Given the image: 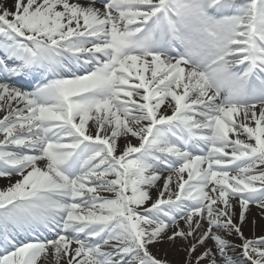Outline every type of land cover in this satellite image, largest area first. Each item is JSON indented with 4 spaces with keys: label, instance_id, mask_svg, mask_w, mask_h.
<instances>
[{
    "label": "snow or ice",
    "instance_id": "1",
    "mask_svg": "<svg viewBox=\"0 0 264 264\" xmlns=\"http://www.w3.org/2000/svg\"><path fill=\"white\" fill-rule=\"evenodd\" d=\"M0 264H264V0H0Z\"/></svg>",
    "mask_w": 264,
    "mask_h": 264
},
{
    "label": "bare ground",
    "instance_id": "2",
    "mask_svg": "<svg viewBox=\"0 0 264 264\" xmlns=\"http://www.w3.org/2000/svg\"><path fill=\"white\" fill-rule=\"evenodd\" d=\"M253 214H255V210H253ZM251 218V217H250ZM170 258H173L172 256H170ZM174 258H177V257H174Z\"/></svg>",
    "mask_w": 264,
    "mask_h": 264
},
{
    "label": "rangeland",
    "instance_id": "3",
    "mask_svg": "<svg viewBox=\"0 0 264 264\" xmlns=\"http://www.w3.org/2000/svg\"><path fill=\"white\" fill-rule=\"evenodd\" d=\"M180 257H177V259H179ZM173 259H174V257H173Z\"/></svg>",
    "mask_w": 264,
    "mask_h": 264
}]
</instances>
